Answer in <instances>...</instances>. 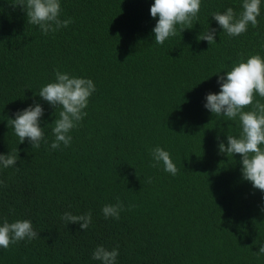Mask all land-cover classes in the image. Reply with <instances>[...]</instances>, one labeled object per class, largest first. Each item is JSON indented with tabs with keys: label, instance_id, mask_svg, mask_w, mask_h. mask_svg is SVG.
Segmentation results:
<instances>
[{
	"label": "trees",
	"instance_id": "1",
	"mask_svg": "<svg viewBox=\"0 0 264 264\" xmlns=\"http://www.w3.org/2000/svg\"><path fill=\"white\" fill-rule=\"evenodd\" d=\"M14 2L0 0V153L20 159L0 171V221L30 219L40 236L0 248V264H100L92 252L101 244L119 247L118 264H264V190L243 179L241 154L219 151L218 136L226 142L236 123L204 107L218 71L264 54V16L230 37L211 14L239 11L242 0H203L199 21L160 45L154 0H63L62 18L74 22L49 35ZM209 26L213 44L198 39ZM57 69L97 84L88 115L69 147L20 144L10 118L41 100ZM41 102L50 124L56 109ZM157 145L176 175L153 166ZM117 198L120 219H106L103 206ZM66 211H91L93 224H66Z\"/></svg>",
	"mask_w": 264,
	"mask_h": 264
},
{
	"label": "clouds",
	"instance_id": "2",
	"mask_svg": "<svg viewBox=\"0 0 264 264\" xmlns=\"http://www.w3.org/2000/svg\"><path fill=\"white\" fill-rule=\"evenodd\" d=\"M63 0H15L14 6L20 7L27 15L28 23L39 26L44 35L54 34L70 26L73 18H62ZM203 0H154L150 13L157 22L153 28L155 43L163 45L175 37L178 32L192 28L193 21H199ZM264 16V0H242L241 9L227 7L224 11H214L211 17L230 37L240 36L248 31L249 26L257 27L260 17ZM217 29L208 27L198 39L216 42ZM264 49V45H261ZM223 73V74H220ZM218 92H209L205 97L204 107L215 117L235 122L237 134L227 133V141L220 140V153L229 157L241 154V173L244 180L251 182L254 188L264 190V54L257 52L246 59L233 62L230 70L218 71ZM97 91V84L87 76L74 75L57 69L55 78L39 89L38 95L56 111L55 119L48 124L45 121L47 109L41 100H35L27 107L18 110L14 118H10L20 144L27 139L33 148L41 145L56 150L69 147L73 141L72 131L88 115L86 109L90 98ZM59 109L58 115L57 110ZM43 125V126H42ZM53 125V139L49 143L45 129ZM153 166H162L163 170L172 175L178 173V166L169 150L157 145L151 149ZM20 159L15 152L0 153V171L16 167ZM5 181L0 178V186ZM115 204L108 203L102 208L106 219H120L125 205L119 198ZM61 219L68 224L75 222L80 229L88 230L93 224L91 211L79 215L71 211L63 213ZM40 233L35 229L32 220L16 219L0 221V248L8 249L20 241L38 239ZM257 255H264V245ZM119 247L98 245L92 252V259L100 264H118Z\"/></svg>",
	"mask_w": 264,
	"mask_h": 264
}]
</instances>
